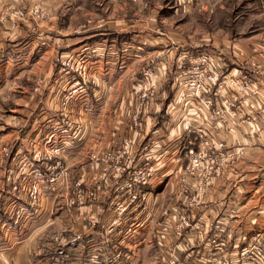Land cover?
<instances>
[{
	"label": "crops",
	"instance_id": "obj_1",
	"mask_svg": "<svg viewBox=\"0 0 264 264\" xmlns=\"http://www.w3.org/2000/svg\"><path fill=\"white\" fill-rule=\"evenodd\" d=\"M31 2L34 0H0V88L12 81L16 83L6 103L0 100V148L7 143L11 149L8 159H1L0 152V264H98L109 252L115 255L111 264H164L174 250L192 264H245L242 248L264 239V40L252 36L224 39L214 34L185 41L158 35L141 38L151 49L139 52L144 58L160 59L165 75L154 107L141 115L135 129L139 143L147 144L156 157L160 179L150 194L149 211L130 205L122 214L129 221L122 219L121 224L109 230L108 222L117 216L114 209L120 200L115 196L117 179L102 184L99 180L100 157L115 150L112 148L123 136L134 135L130 117L138 100L132 78L140 76L141 68L116 59L113 39L107 51L94 48L90 70L95 83L90 86L91 98L85 103L87 111L84 115L81 111V140L70 143L72 134L62 125L63 116L57 111V93L64 85L58 58L70 51L56 50L47 29L41 30L44 39L41 36L36 40L38 37L27 33L32 22L24 8ZM7 10L23 13V17L8 18ZM170 39L179 50L209 52L230 75L251 78L259 94L243 97L236 89L230 91L238 97L244 113L240 117L247 116V122L238 117L240 125L233 132L224 129L213 114V109L221 106L222 98L218 96L209 97V110L180 102L175 81L177 48L164 46ZM120 41L133 42L127 38ZM41 77L42 86L34 91L35 82ZM6 104L13 108L5 109ZM20 112L24 113V124L12 127L10 120ZM201 131L212 133L215 142L222 141L230 150L241 153L213 179L202 202L189 211L193 219L199 217L202 221V238L187 235L178 239L163 227V219L167 211L177 214L183 210L175 197L177 180L186 162L185 149L197 148ZM56 139L68 143L65 154L46 160L42 155L45 144ZM138 150L139 147L136 153ZM22 154L30 163L18 171L13 161ZM140 160L137 155L133 162ZM91 163L94 168L89 167ZM48 164L64 169L69 184L45 189L41 202L31 206L26 189L37 176L47 172ZM82 175L89 187L101 184L102 189H97V199L85 207L69 206L71 181ZM16 207L25 208L17 223ZM223 217L226 225L220 238L225 241L218 253L208 241L212 234L210 223ZM52 231L57 232V240L50 237Z\"/></svg>",
	"mask_w": 264,
	"mask_h": 264
},
{
	"label": "built area",
	"instance_id": "obj_2",
	"mask_svg": "<svg viewBox=\"0 0 264 264\" xmlns=\"http://www.w3.org/2000/svg\"><path fill=\"white\" fill-rule=\"evenodd\" d=\"M39 18L43 17V10L33 9ZM73 60L71 61V59ZM175 81L177 91L181 97L180 102L195 103L202 108L209 110L212 105L211 95L221 99V106L213 109L217 121L224 125V129L233 132L240 125L238 117L243 115L238 97L230 91L237 90L243 97H249L260 93L253 81L248 76H234L223 71L222 66L216 63V59L207 51L200 49L195 51L182 50L176 61ZM59 70L63 76L64 85L57 93V105L60 114L64 117L62 124L66 125L72 134L70 143L77 144L81 138V112L75 117H68L67 110L79 101L78 106L87 103L89 82L94 78L88 75V61L83 54H76L74 57H62L59 60ZM164 79L162 64L153 67H146L141 72V78L134 82V90L137 93L138 106L130 117V129L133 136H127L122 140L118 149L107 151L100 157L99 180L107 182L109 179H117L115 196L119 199V205L114 209L117 216L112 218L107 229L112 230L116 225L129 221V217L122 216L130 205L148 209V202L152 188L160 179L158 161L147 144H140L135 129L140 125L141 115L148 113L154 107V100L157 90ZM69 80V81H68ZM41 84L38 85V87ZM36 87V89H38ZM241 118V117H240ZM247 122V116L241 118ZM199 144L197 148L188 147L185 149V164L177 180V197L181 202L182 211L174 213L169 211L164 215L163 227L172 231L178 239H184L191 235L196 239L202 238V221L199 217L193 219L189 214L190 209L202 202L208 187L213 179L227 170L240 156L241 151L230 150L222 141L215 142L212 133L201 131L199 133ZM46 150L43 157L46 160H54L57 156L64 155L68 143L63 139L48 141L45 144ZM137 147L140 150L137 151ZM1 159L11 158V149L2 145ZM141 157L137 163L133 162L134 157ZM14 165L18 171H23L30 163V159L22 154L15 158ZM97 162V159L95 160ZM95 164L91 163L90 168ZM47 172L37 176L30 182L26 189L28 201L31 206L41 202L44 190L54 189L58 184L64 185L67 182V174L64 169L57 170V164H48ZM67 184H69L67 182ZM89 187L86 184L84 175L77 176L71 181L67 193V204L72 207L81 208L96 200L97 189L102 185ZM25 208L16 207L14 210V222H19L25 212ZM33 216V215H32ZM211 224L212 234L208 241L213 244L216 252L219 253L224 246V239L220 238V231L226 225V220L216 219ZM193 231L194 233H190ZM193 234V235H192ZM55 240L58 235H55ZM114 254V253H113ZM106 254L98 261V264H111L115 255ZM117 255V254H116ZM243 263L264 264V239L255 240L254 243L242 248ZM164 264H192L185 258L171 252Z\"/></svg>",
	"mask_w": 264,
	"mask_h": 264
},
{
	"label": "rangeland",
	"instance_id": "obj_3",
	"mask_svg": "<svg viewBox=\"0 0 264 264\" xmlns=\"http://www.w3.org/2000/svg\"><path fill=\"white\" fill-rule=\"evenodd\" d=\"M190 1L34 0V2L29 3L24 9L27 10V19L32 22L30 27L31 33L29 31L27 33L38 37L36 40H39L41 36L44 39L45 34L42 31L47 29L46 33H49L50 41H52L56 50L70 51L65 57L71 58L76 54H83L88 61V75L90 78H92L90 69L91 58H93V55L90 56V54L96 47H101L107 51L111 48L109 46L113 42L110 43V41L113 39L115 49L118 50H116V59L119 62L124 60V64L132 62V65H136L138 69L141 68L140 76H135L136 79L135 77L132 78L134 90V82L141 78V72L144 68L161 65L160 59L152 60V58H144V55L139 52L151 49L148 42L141 41L142 37L149 38L150 36L154 37L158 35L162 38L170 36L172 40L175 38L179 41H185L193 36L198 40H202L205 36L214 34L224 39L252 36L264 40V0H194L189 8L188 4H190ZM35 7H37L38 11L43 10L42 18H39L33 12ZM21 14L8 11L5 16L20 19L23 17V13ZM124 35L125 37H123ZM122 37L133 42L122 43L119 40ZM171 39L164 43L166 44L164 46L176 49L175 43L170 42ZM140 41L142 43H136ZM97 42H100L99 46H97ZM23 43L22 41L20 45ZM135 49L138 52H135ZM176 50V57H178L182 50L178 48ZM61 58L58 59L60 60ZM55 64L57 65V60ZM43 81V77L36 80L34 91L39 90ZM94 83L95 81L89 82L87 103L92 94L90 93L92 91L90 86ZM39 84L41 85L38 87ZM15 85V81H12L0 88L1 101L6 103V99L14 93L13 88ZM134 92L136 93L135 90ZM135 96L137 98V93ZM78 105L79 101L71 106V110H67L66 115L69 118L71 116L75 117L81 111H83L82 114L84 115V112L87 111V104L83 105L81 110ZM4 106L5 109H8L11 105L6 104ZM11 107L13 108V106ZM59 108L60 106L58 105V112H60ZM9 123L12 127H21L24 124V113H16ZM62 125L65 126L64 124ZM125 137L127 135L120 138L118 146L112 149H118ZM4 145L9 146L7 143H4ZM155 189V187L152 188V193ZM175 197L176 201L181 204L177 197V189ZM147 211H149V208ZM56 234L57 232L53 233L52 231L50 232V237L54 239Z\"/></svg>",
	"mask_w": 264,
	"mask_h": 264
},
{
	"label": "trees",
	"instance_id": "obj_4",
	"mask_svg": "<svg viewBox=\"0 0 264 264\" xmlns=\"http://www.w3.org/2000/svg\"><path fill=\"white\" fill-rule=\"evenodd\" d=\"M122 39H124L123 37L122 38H119V40H122Z\"/></svg>",
	"mask_w": 264,
	"mask_h": 264
}]
</instances>
